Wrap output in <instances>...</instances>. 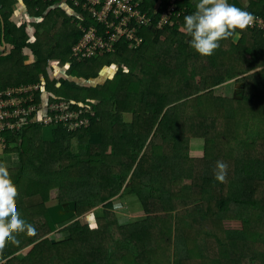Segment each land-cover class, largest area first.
Masks as SVG:
<instances>
[{
  "label": "trees",
  "instance_id": "obj_1",
  "mask_svg": "<svg viewBox=\"0 0 264 264\" xmlns=\"http://www.w3.org/2000/svg\"><path fill=\"white\" fill-rule=\"evenodd\" d=\"M25 2L40 19L35 25V38L26 32L27 23L18 26L5 10L3 19L0 17V44L3 33L9 44L5 51L0 46V90L43 82L50 100H71L89 106L97 114L89 127L74 133L62 127L33 124L21 133L6 134L8 146L0 154H18L19 161L10 165L0 157V167L16 191L15 206L20 216L34 226L35 234H16L19 243L4 244L1 259L28 247L25 264H121L131 247L140 246L129 254L132 259L128 264H141L144 250L150 254L147 264H154L150 259L156 254L165 260L167 257V264H264V128L250 131L243 124L248 139H242L245 142L240 143L237 154H229L230 164L222 182L215 179L218 159L211 160L208 151L194 163L185 161L192 156L186 143L190 138L207 131L214 133L226 119L236 120L235 103L251 102L264 110V103H260L264 101V68L242 78L244 90L233 99H224L218 93L227 80L256 70L252 68L255 61L259 62L258 68L264 65L263 33L248 27L236 30L243 34L239 43L234 42V34L228 40L230 45L224 39L213 55H199L189 46L183 31V18L195 11V5L192 0H183L180 8L184 14L180 18L164 29L144 27L139 47L121 41L115 53H110L116 56L115 61L105 60L109 53L75 58L73 48L82 36L80 30L72 31L75 38L64 58L50 50L61 47L56 34L58 18L54 25L48 22L55 12L71 23L69 16L53 7L60 0ZM158 2L162 8L167 4V0H148L150 6ZM230 2L242 7L238 0ZM14 3L0 0V10H12ZM244 10L264 15V0H256ZM242 44L250 58L241 51ZM25 49H31L36 57L30 65L25 64ZM55 58L68 65L67 75L57 81L48 69ZM98 58H102V64L95 70L93 61ZM106 66L116 68L114 77L106 83L94 81ZM5 67L6 74L2 75ZM12 71L17 73L6 76ZM69 73L76 78L69 77ZM167 75H173L172 82L177 79L173 86L172 82L163 85L162 78ZM200 77L204 79L201 83ZM111 87L116 91L108 92ZM40 98L39 94L35 101ZM219 101L222 109L210 113L212 103ZM261 113L264 117V111ZM202 119L210 120L211 125ZM154 120L160 121L156 133L160 137L150 142L157 143L152 153L141 158ZM133 126L138 130L133 132ZM211 140L208 144L213 143ZM144 163L147 167H142ZM118 195L136 196L147 217L118 227L114 220L104 223L95 219L93 228L77 219L70 224V239L53 243L46 237L55 225L48 211L49 202L76 200L77 216H81L101 204L112 209ZM43 211L51 226L42 222ZM232 221L239 225L229 226ZM103 231L109 232L105 242L95 244L93 241ZM172 237L176 241L172 242ZM151 240L164 250L154 251L153 244L144 249ZM170 247L176 249L174 259L169 255ZM141 249L143 253L136 255ZM119 251L125 254L116 260ZM11 260L5 264H13Z\"/></svg>",
  "mask_w": 264,
  "mask_h": 264
},
{
  "label": "built area",
  "instance_id": "obj_2",
  "mask_svg": "<svg viewBox=\"0 0 264 264\" xmlns=\"http://www.w3.org/2000/svg\"><path fill=\"white\" fill-rule=\"evenodd\" d=\"M182 1L167 0L162 8V3L150 6L148 0H73L81 11L77 26L82 32L73 56L83 60L115 53L121 41L139 47L144 27L164 29L184 14ZM252 15L248 28L264 35V15ZM44 86L22 83L0 90V147L8 146L7 133H21L33 124L62 127L71 133L92 124L97 114L94 109L71 100H50ZM39 94L40 100L35 101Z\"/></svg>",
  "mask_w": 264,
  "mask_h": 264
},
{
  "label": "rangeland",
  "instance_id": "obj_3",
  "mask_svg": "<svg viewBox=\"0 0 264 264\" xmlns=\"http://www.w3.org/2000/svg\"><path fill=\"white\" fill-rule=\"evenodd\" d=\"M241 8L244 9L243 6ZM64 17H65V15L61 14V15L57 16L56 13L54 12L50 16V19L48 20L50 25L51 24L54 25L56 18H58V25H56L57 26L56 28L59 30L57 31L56 34H57V37L60 38L59 46H61L60 48L59 47L51 48L50 50L54 51L55 55H57V56L59 55V56H63L64 58H67L68 57V54H67L68 47L72 45V41L75 38L74 35L72 34V29H74L76 27V24L74 22L70 23V19L68 20L69 22H67ZM29 29H33V27H29ZM31 35L32 36L34 35L33 32L31 33ZM232 37L227 38L226 43H228L229 45H230V41H228V40H230ZM242 38H243V36L241 37L240 41L242 40ZM56 46H57V43L55 42V47ZM241 48H242L241 51L243 53L247 52V51H245V48H246L245 44H242ZM23 52H26L28 55L30 54L33 56V53H30L29 50L27 51V49L24 50ZM150 52H152V51H150ZM245 55H247L248 58L251 57L250 52H247ZM105 60H114L115 61L116 56L114 54H109L108 56L105 57ZM26 61H25V64H28L32 60L29 59ZM255 63H257V64L256 65L254 64V67H252V68H254V69L257 68L256 70H254L253 72H249L247 74H244V75L242 74L239 77H235L233 79L227 80L225 83H223V86H222L223 88H221L222 92H218V93H221L223 95L224 99H228V100H231L234 97H236L237 96L235 94L236 90L240 88L239 84L241 82H243L241 79L250 73H254V72L264 68V65H261L258 68L259 62L255 61ZM101 64H102V58H100V59L98 58L95 61H93V67L96 68L95 70L100 68ZM116 65L118 66L119 64H116ZM165 67L169 68L170 66L168 67V65H166ZM6 69H7V67H5V69L1 70L2 75L6 74ZM114 69H116V68L106 66V68L102 69L100 77L95 78L94 81L96 80V82H99V83H101V82L106 83L108 81L107 79H109V76L111 78L114 77L113 73L112 74L108 73V71L114 70ZM58 72L60 73V71H58ZM16 73H15V71H12V72L8 73L6 76L15 75ZM64 76H66V75L61 76L58 73H54V74H52V79L58 78V79H56V81H57ZM68 76L72 77V78H76V75H74L72 73H69ZM171 77H173V75L172 76L167 75L165 78H162L163 85H166L165 82L170 84L172 82ZM80 80H82V79H80ZM199 81H200L199 83H201L202 81H204V79L203 78L201 79V77H200ZM263 81H264V79H263ZM263 81H261V82H263ZM176 82H177V79H175V81L172 82L171 86H173ZM261 82H259V83H261ZM41 83H43V82H41ZM58 85H59V81H58ZM199 85H201V84H199ZM164 87L166 88V86H164ZM196 88L197 87L195 85L192 87V90L195 91ZM111 89L112 90H109L108 92H115L116 91L115 87H113V88L111 87ZM217 90H219V89H216L215 91H217ZM45 91H46V89H45ZM208 91L210 92V90H208ZM46 92H48V91H46ZM208 101H206V102H208ZM250 103L251 102L235 103L233 105V107H235L236 111L238 112L236 120L226 119L223 127H222V125H220V127H216L215 128L216 130L214 131V133L210 134L209 131H207V133L200 134L199 137L190 138L189 141H187L186 143H187V147H188L187 149L190 151L192 156L190 159H186L185 161H191L192 163H194L198 159V157L204 156L205 152L208 151L207 154L210 155L211 160H214L216 158V159H218V161H222V162L226 163L228 166L230 164L229 154H231V153L237 154V152L239 151L238 149L242 145L240 143L243 141L245 142V140H242V139H244V138L248 139L247 136H245V133L243 132L244 125L247 126V128H249L250 131H261L264 128V117H262V113H261L264 110L261 111L257 105H255V104L251 105ZM260 103L263 104L264 101H262ZM212 105H213L214 109L210 108L211 111H209L207 109L210 113L213 111V113L215 114L219 109H222V106H220V101L218 103L213 102ZM247 106H248V108L245 109V107H247ZM204 111L206 112V109ZM209 115H211V114H209ZM218 115H220V114H218ZM202 117H205V116H202ZM202 121H204V119H202ZM240 121L242 122V124H240ZM204 122L208 123V122H210V120L209 121L205 120ZM159 125H160V121L158 120L157 123L155 121V127L152 129V131L150 133H148V134H150L149 138H148V143H147L146 147L142 150L141 158H142V156H146V154L149 156V154L152 153L153 146L157 144V143H154V144L150 145V142L152 141V139L157 140L160 137L159 134L158 135L156 134L158 129H159ZM208 125L210 126L211 123H208ZM136 130H138V126H133L132 131L135 132ZM259 137H261V136H259ZM207 138H208V140H207ZM212 138H213V140H211V141L213 143L208 144L209 139H212ZM46 139L49 140V139H51V137L46 136ZM206 140H207V142H205ZM158 144H160V143H158ZM245 144L247 145V142L244 143V145ZM206 148H207V150H206ZM156 149H157V147L155 148V150ZM0 157L3 159V161L5 163L10 162L9 163L10 165L11 164L16 165L19 161L18 160V154H14V153L8 154V156L5 154H0ZM144 160H146V157ZM232 165H233V162H232ZM142 167H147V166L144 163L142 165ZM137 176H138V174H137ZM113 201H114V207L112 209L111 208L106 209L103 207V204H101L100 206L91 209L90 211L84 213L81 216H76L77 218L75 217L74 220H72L71 222L69 221V222H65V223L60 224V225H54L53 227H51L52 231L46 237L53 239V238L58 237V236L69 235L70 224L73 221H76L77 219H81L82 222L84 224H86L85 227L93 228L92 226H95L94 225L95 219H101L104 223H107V221L114 220L115 225L118 227V225L119 226H128V225L134 223L135 221H138L140 219H144L147 217L146 215L142 216L143 215L142 214V207H141L140 201L138 200V198L136 196H133V195L132 196H130V195L119 196L118 195V196L114 197ZM53 204H55V203L54 202L48 203V205H53ZM43 214H44V211L41 213V216H40L42 218V222L45 221L46 223H49L48 225H50L49 220ZM228 224H229V226H238L239 225V223L237 221H232V222H229ZM108 234H109L108 231H103L102 234L99 233V237L96 238L98 240L95 239L93 242L96 244L100 240L101 243H104L105 238L108 237ZM155 235H159V234H155ZM172 235L174 237L176 236L175 234H172ZM83 236H86V235H83ZM163 236H166V238L168 237L165 234ZM91 237H92V235H91ZM174 237H172V242L176 241V239ZM89 239H91V238H89ZM223 239H224V237H223ZM14 243L15 242L9 241V242H5V243L0 244V264H5L7 260H9V259L11 260V259H13V257L17 259V260H11V261H13L12 262L13 264H25L24 257L28 254V247L20 250L19 252L14 253L12 256L11 255L7 256V259L6 258L1 259V257L3 256L2 254H4L3 253V251L5 249L4 244L11 245ZM136 243H135V245H136ZM152 244L154 247V251H156L155 248H157V251H160V252H162L164 250V247L157 245L156 241H153V243H152V240L145 245L144 249L152 247ZM205 246H207L206 243H205ZM136 248L140 249V246L131 247V249L129 250V254L133 250H135ZM144 249L136 251L135 254L141 255L143 253ZM144 253H145V258L141 259V264H147L148 256L150 255L145 250H144ZM123 254H125V251L124 252L119 251L115 255L117 257L116 260H119L121 257H123ZM129 254L127 255V257L125 256V260H124V258L121 260V264H128L131 262L132 258L129 256ZM169 255H170L171 259L175 258V255H176L175 247L174 248L170 247ZM156 259H158V260H156ZM138 260L140 262V259H138ZM150 260L154 264H160V263L165 264L164 262L168 261L167 257L165 260L164 257L162 258L160 256H157V254L152 255V258ZM154 260H156V261H154ZM248 261L249 260L246 259V263ZM166 264H167V262H166ZM196 264H198V263H196Z\"/></svg>",
  "mask_w": 264,
  "mask_h": 264
},
{
  "label": "clouds",
  "instance_id": "obj_4",
  "mask_svg": "<svg viewBox=\"0 0 264 264\" xmlns=\"http://www.w3.org/2000/svg\"><path fill=\"white\" fill-rule=\"evenodd\" d=\"M194 5L195 11L183 18V31L189 38V46L202 56L213 55L221 40L237 34L236 30L246 29L254 19L252 13L230 0H194ZM227 167L226 163L217 161L216 180L224 181ZM16 199L7 172L0 167V244L9 241L18 244V233L35 234L34 226L20 216Z\"/></svg>",
  "mask_w": 264,
  "mask_h": 264
},
{
  "label": "crops",
  "instance_id": "obj_5",
  "mask_svg": "<svg viewBox=\"0 0 264 264\" xmlns=\"http://www.w3.org/2000/svg\"><path fill=\"white\" fill-rule=\"evenodd\" d=\"M14 1H15V3L12 6V10H8V9L1 7L0 17L3 19V16H4L3 11L5 10L6 12L4 11V13H6V15L9 17V20L16 23L18 26H20V25L23 26L25 23H27L26 32H28L29 36H31L32 38H35V35L32 36L31 33L33 32V34H35V31H36L35 25H36V23L38 24V22H40V19L37 16H34L36 14V11L33 9L29 10V7L26 5L25 0H14ZM192 1L194 3V0H192ZM238 1L240 2L241 6L244 7V9H246V8H248V6L252 5L253 2H256V0H238ZM53 7H54V9H61L63 13H65L67 16H69L71 18V22H74L76 24V27L74 29H72L73 32L75 30L79 31V27L77 26V22L79 21V17L81 16V11L77 10L78 7L75 5V3L70 2L69 0H60V3L55 4ZM9 11H11L12 13H10ZM46 13H49V10H47ZM29 27H33V29H29ZM41 31H44V30H41ZM4 41L6 42V44L4 47H2V49L5 51L9 44L7 43V41L5 39V35L3 33L2 44L4 43ZM2 44H0V46ZM28 50L30 53H33L31 51V49H27V51ZM23 53L27 58L32 60L30 63H28L26 65H30L35 61L36 57H35L34 53H33V56L30 54L28 55L26 52H23ZM29 59H27V60H29ZM48 69H49L51 77H52V74H54V73H58L59 75L62 76V75H67L68 65H66L65 62L63 63L59 58H55V59H52L50 61ZM58 71H60V73ZM108 73H111V74L113 73V75H114L115 69L108 71ZM127 116L132 119V117H131L132 115L131 116L127 115ZM1 152H2V147H0V153ZM142 214H143L142 216L145 215L143 209H142Z\"/></svg>",
  "mask_w": 264,
  "mask_h": 264
},
{
  "label": "water",
  "instance_id": "obj_6",
  "mask_svg": "<svg viewBox=\"0 0 264 264\" xmlns=\"http://www.w3.org/2000/svg\"><path fill=\"white\" fill-rule=\"evenodd\" d=\"M242 35L243 34L241 32H237V34H235L233 38L234 42L239 43ZM5 44L6 42L4 41L1 47H4ZM239 85H240V88L236 90L235 94H237L239 91L244 90V82H241ZM48 211L55 225H60L65 222H69L77 216V212H78L77 201L73 200L70 202L51 205L48 207ZM70 238H71V235L59 236V237L53 238L52 241L53 243H57V242H61L64 240H68Z\"/></svg>",
  "mask_w": 264,
  "mask_h": 264
}]
</instances>
